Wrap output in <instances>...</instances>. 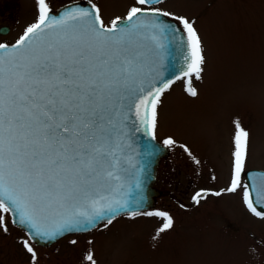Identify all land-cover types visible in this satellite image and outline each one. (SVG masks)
I'll use <instances>...</instances> for the list:
<instances>
[{"label":"snow or ice","instance_id":"obj_1","mask_svg":"<svg viewBox=\"0 0 264 264\" xmlns=\"http://www.w3.org/2000/svg\"><path fill=\"white\" fill-rule=\"evenodd\" d=\"M38 2L37 21L14 44L0 43V230L8 232L5 214H11L13 224L28 226L32 239L50 240L101 222L107 227L129 210L118 196L131 159V133L144 129L155 139L162 94L175 80H184L185 91L196 97L192 79H202L207 59L195 21L154 6L164 0H134L110 26L94 3L55 17L46 0ZM160 17L182 25L180 40L188 54L174 79L157 83L155 58L163 41L181 32ZM130 114L135 118L131 126ZM235 126L231 183L213 194L235 193L243 186L246 207L264 218L248 185L241 184L249 133L239 122ZM199 198L201 192L193 200L199 203ZM144 215L164 219L157 236L174 227L167 212ZM24 247L36 264L28 240ZM86 259L96 264L91 253Z\"/></svg>","mask_w":264,"mask_h":264},{"label":"rangeland","instance_id":"obj_2","mask_svg":"<svg viewBox=\"0 0 264 264\" xmlns=\"http://www.w3.org/2000/svg\"><path fill=\"white\" fill-rule=\"evenodd\" d=\"M133 3L97 0L105 25L124 17ZM158 7L194 20L203 38L207 65L201 80L192 79L198 95L192 97L185 91L186 81L176 80L157 106L156 137L162 142L171 137L176 148L185 146L193 157L176 155L174 190L186 198L200 187L207 194L193 207L163 196L135 217L121 214L107 227L103 223L48 247L33 244L5 214L9 230H0V264H33L25 240L37 253L36 264H91L89 253L96 264H264V218L246 207L239 189L213 194L218 186L220 191L230 186L237 122L249 133L248 166L264 168V0H164ZM8 10L17 17L7 21L10 31L0 33V41L17 39L35 22L39 2L0 0V13ZM2 14L0 25L7 20ZM190 176L193 186L183 194L180 189L190 183ZM149 211L167 212L174 227L157 236L164 219L144 215Z\"/></svg>","mask_w":264,"mask_h":264},{"label":"water","instance_id":"obj_3","mask_svg":"<svg viewBox=\"0 0 264 264\" xmlns=\"http://www.w3.org/2000/svg\"><path fill=\"white\" fill-rule=\"evenodd\" d=\"M90 5L91 4L73 2L61 6L56 11H50V15L59 17L68 8L76 6L89 8ZM160 19L164 20L167 24L175 25L177 28H180L181 32L176 34L175 40H173L171 36H169L168 39H165L163 41L164 47L159 50L158 55L155 58L152 76L153 79H156L157 83L170 78L174 79L180 70L186 67V61L183 57L188 54L180 40L183 30L178 22L170 17H160ZM0 31L7 32L8 27L3 26L0 28ZM134 119L135 118L130 114V126ZM129 142L131 148L128 155L131 159L126 161L124 165L126 171L122 174L123 179L120 181L121 187L118 196V199H120L122 203L128 202L129 210L124 212L146 209L155 204L156 196L160 191L156 189L152 183L156 178V169L159 158L167 150V148L159 142L156 137L155 139H152L144 129L139 133L133 131ZM149 152H152V155H148ZM247 178L250 184L252 198L254 201H258V203L255 204V207L259 211H264V199H261V197L264 196V169H250L247 172ZM15 219L18 221V216L15 217ZM15 224L30 233V229L27 225H21L18 222ZM67 233L71 232H65L64 234L50 240L44 238L32 239V237H30L36 243L48 245Z\"/></svg>","mask_w":264,"mask_h":264},{"label":"flooded vegetation","instance_id":"obj_4","mask_svg":"<svg viewBox=\"0 0 264 264\" xmlns=\"http://www.w3.org/2000/svg\"><path fill=\"white\" fill-rule=\"evenodd\" d=\"M46 1H50V2H47V3H50L49 5V9L50 10H54L56 9L58 6H60L61 4H65V3H68V2H72V1H80V2H84V3H94L97 5V0H46ZM54 2H59L56 6L54 5ZM98 6V5H97ZM157 7V5H154ZM7 9H9L10 7H6ZM17 8V7H16ZM14 10V9H13ZM101 10V9H100ZM2 14V13H0ZM3 19H7V20H1L2 21V24L0 25V27L2 25H6V26H9L11 28V24L8 23L9 21H11L12 18H15L17 17V13L15 12H12V10H8L7 12H4L3 14ZM8 21V22H7ZM10 31V29H9ZM9 31L6 34L9 33ZM1 43H4V42H7V41H0ZM250 120H251V117H250ZM168 147V150L166 152L165 155H163L161 158H160V162L158 164V169H157V178H156V181L154 184H156L157 187H161L160 190H161V194L158 196V199L159 197H161L163 194H165L167 197H169L171 200H174V201H177V202H182L184 204H190L191 206H195L197 205V202L193 200V197L195 196V194L197 192H201V198H199V200H201L208 192V189L206 190L205 188H198V189H194L192 190V192L190 193V197L189 198H186L185 196H181L179 193H177L175 190H174V186H173V174L175 172V165H174V162H175V157L177 155L178 157V153L182 152V154L185 156V157H188V159H192L193 157H190L186 154L187 152V149L185 146H182L181 148H176V145L175 143L171 144V145H167ZM179 149V150H178ZM176 157V158H177ZM250 161H248V158L246 157L245 158V161H244V172L241 174V184L242 185H248V182H247V171L252 168L253 166H248V163ZM197 166V165H196ZM232 168H230L229 170V174H228V181L227 183L231 182V179H232V176H233V165H231ZM181 168V170H180ZM179 168V171L183 172V176H186L185 172H184V169L182 166H180ZM180 173V172H179ZM199 173L200 174V170L198 168V166L196 167V174ZM220 173V172H219ZM218 176V175H217ZM191 177V176H190ZM198 177V181L200 180L199 179V176ZM190 183L184 187H181L180 191L185 194L186 190V194L189 192L188 190H191L193 184H192V177L191 179L189 180ZM176 186L177 187H180L179 186V181L178 179L176 180ZM196 182L195 180H193V183ZM200 182H198L199 184ZM226 183V184H227ZM191 185V186H190ZM249 187V185H248ZM219 188V186L217 187ZM241 193L243 194L244 192V187H240L238 188ZM204 190V191H202ZM220 191V189L218 190Z\"/></svg>","mask_w":264,"mask_h":264}]
</instances>
